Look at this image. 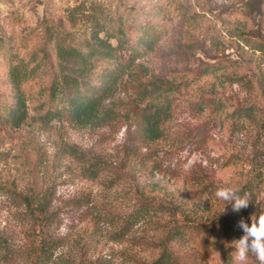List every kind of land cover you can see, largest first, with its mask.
Wrapping results in <instances>:
<instances>
[{
    "label": "rangeland",
    "instance_id": "374dc122",
    "mask_svg": "<svg viewBox=\"0 0 264 264\" xmlns=\"http://www.w3.org/2000/svg\"><path fill=\"white\" fill-rule=\"evenodd\" d=\"M76 7L72 26L66 14ZM193 13L199 16L197 24L182 25L181 19ZM91 16L107 30L122 25L132 43L146 32L154 47L141 51L138 61L156 73L192 81L173 102L163 140L143 142L136 125L123 117L98 128H72L65 121L42 125L37 120L41 111L34 109L39 103L36 94L49 86L57 71L56 44L80 47L88 37ZM182 27L200 46L195 58L229 64L227 71L254 82L252 88L217 86L221 112L212 105L203 111L195 107L196 88L212 79L199 76L201 65L195 59L186 66L172 54ZM242 32L264 39V0H0L2 112L13 94L9 66L31 58L42 65L38 77L21 86L29 107L27 120L16 129L0 126V264H32L31 252L39 239L45 241L46 256L38 264H79L97 255L106 264H148L164 246L177 264H258L252 254L238 260L234 246L236 235L244 234L238 221L250 224L251 217L264 210V127L255 123H264V55L238 40ZM213 38L223 44V52L215 53ZM236 43L245 54L235 69L229 62L237 59L232 47ZM133 93L130 83L114 95L123 114L132 105ZM247 106L254 107V121L231 116ZM66 146L74 147L80 157L71 156ZM91 163L99 164L100 171L95 178L84 177L82 169ZM150 184L163 187L174 203L182 204L192 215L187 224L199 226L185 229L186 241H165L171 216L155 212L114 241L116 227L107 218L131 214L139 200L135 192L145 187L147 193ZM223 187L248 193L249 206L234 211L215 195ZM36 195L48 197L52 212L42 233L24 199ZM96 221L101 222L100 235L94 240L90 229Z\"/></svg>",
    "mask_w": 264,
    "mask_h": 264
},
{
    "label": "trees",
    "instance_id": "16d2710c",
    "mask_svg": "<svg viewBox=\"0 0 264 264\" xmlns=\"http://www.w3.org/2000/svg\"><path fill=\"white\" fill-rule=\"evenodd\" d=\"M77 8L79 7L69 9L66 14V20L72 26L76 23L74 10ZM198 17L196 13L188 17L184 16L181 19V24L196 25ZM90 22L88 37L80 45L83 48L56 44L57 71L53 74L49 86L41 88L36 94L39 103L34 109L41 111L37 120L42 125L50 124L53 121H65L72 128H98L114 123L123 117L127 123L136 125V135L143 142L151 143L163 140L166 133L165 127L173 118V102L181 91L190 87L192 81L168 74L166 71L156 73L138 61L142 55L141 51L150 52L154 47L153 37L146 32L143 37L132 43L122 25H119L115 30H107L105 24L95 16H91ZM177 35L178 40L172 54L186 66L189 65L190 60L195 59L201 65L199 76H208L212 79L211 83L196 88L195 107L199 106L203 111L212 105L218 112H221L223 105L218 99L215 100L217 86L220 87L228 83L229 85L242 84V86L253 87L254 82L239 75L237 71H227L226 68L229 64L223 66L203 63L200 59L195 58V51L199 50L200 46L193 38L189 39L183 27L177 32ZM238 40L244 42L249 49L264 55V39L258 34L242 32L238 35ZM212 46L215 48V53L224 51L220 50L223 44L218 43V40L214 38ZM232 47L238 56H236V60L229 63L236 69L245 52L237 43ZM200 51L204 52L205 50ZM41 67V62L35 63L34 58L26 62L18 60L9 66L8 83L13 94L10 104L2 108L3 112L0 110V126L6 125L16 129L27 120L29 107L21 86L38 77L37 72ZM130 83L134 89L132 105L128 112L123 114V105L120 101L114 100V95ZM205 95H210L211 99L205 100L203 98ZM43 97H46V100H43ZM253 108V106L237 108L233 110L231 116L237 120L244 117L254 121ZM255 123L264 127V123L260 121H255ZM66 150L71 156L80 157L74 147L66 146ZM80 161L84 162L85 160L82 157ZM99 169V164L91 163L82 169V174L84 177L95 178ZM144 188L140 189L143 190L142 192L139 190L135 192L139 200L131 214L122 218L118 216L114 219L107 218L106 221L116 227L112 232L114 241L118 237H122L130 226L146 216H150V212L171 216L168 221L165 241L168 243L186 241L185 229L199 227L197 224H187L191 222L192 215L181 206L182 204L174 203L170 193H167L163 187L150 184L147 193ZM37 197L36 195V198L24 199L28 214L42 233L44 224L49 221L52 212H49L48 197L40 199ZM116 219H121L119 225L115 221ZM99 223L101 222H93L90 229V237L94 240L100 235ZM103 223L102 225H105ZM236 237L241 238L240 234H237ZM44 246L45 241L39 239V243L31 252L30 261L32 264H38L44 259L46 256ZM170 252L164 246L160 254L148 264H177ZM106 262L103 256L97 255L94 258H84L79 264H106Z\"/></svg>",
    "mask_w": 264,
    "mask_h": 264
},
{
    "label": "clouds",
    "instance_id": "9594fccd",
    "mask_svg": "<svg viewBox=\"0 0 264 264\" xmlns=\"http://www.w3.org/2000/svg\"><path fill=\"white\" fill-rule=\"evenodd\" d=\"M215 195L219 200L227 202L226 205L232 204L236 212L247 208L251 202L248 193L240 195L229 187L218 188ZM238 227L244 234L234 242L237 259L245 261L249 254H252L256 257L258 264H264V210H261L258 215L254 214L250 224L241 218L238 221Z\"/></svg>",
    "mask_w": 264,
    "mask_h": 264
}]
</instances>
